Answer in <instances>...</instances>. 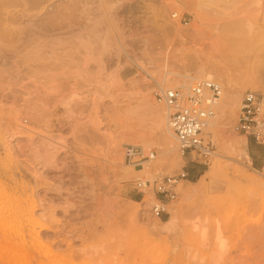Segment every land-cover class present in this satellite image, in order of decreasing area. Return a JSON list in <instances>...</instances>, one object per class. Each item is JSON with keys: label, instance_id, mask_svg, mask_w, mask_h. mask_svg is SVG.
<instances>
[{"label": "rangeland", "instance_id": "obj_1", "mask_svg": "<svg viewBox=\"0 0 264 264\" xmlns=\"http://www.w3.org/2000/svg\"><path fill=\"white\" fill-rule=\"evenodd\" d=\"M204 80L222 90L206 160L152 97ZM245 92L264 107V0H0V260L264 264V150L233 132ZM126 145L155 158L123 163ZM181 172L155 219L134 183Z\"/></svg>", "mask_w": 264, "mask_h": 264}, {"label": "built area", "instance_id": "obj_2", "mask_svg": "<svg viewBox=\"0 0 264 264\" xmlns=\"http://www.w3.org/2000/svg\"><path fill=\"white\" fill-rule=\"evenodd\" d=\"M178 23L185 20L172 14ZM221 86L212 81L192 83L185 92L178 88H158L152 97L163 106L168 132L176 141L181 155L194 153L204 160L208 159L213 150L204 140V129L215 116V107L221 97ZM233 132L250 139L264 150V107L262 96L254 92L242 94L238 115ZM123 163L134 167L155 158V153L141 146L126 145L122 147ZM187 174L181 172L176 177H164L155 180L136 181L134 190L140 195L151 194L153 204L150 213L155 219L166 214L167 205L176 199L175 187Z\"/></svg>", "mask_w": 264, "mask_h": 264}, {"label": "crops", "instance_id": "obj_3", "mask_svg": "<svg viewBox=\"0 0 264 264\" xmlns=\"http://www.w3.org/2000/svg\"><path fill=\"white\" fill-rule=\"evenodd\" d=\"M250 159H251L252 163L257 165V167H262L263 166L262 159H261V157L259 155H256L255 153H250ZM0 264H3V262L1 260H0Z\"/></svg>", "mask_w": 264, "mask_h": 264}, {"label": "bare ground", "instance_id": "obj_4", "mask_svg": "<svg viewBox=\"0 0 264 264\" xmlns=\"http://www.w3.org/2000/svg\"><path fill=\"white\" fill-rule=\"evenodd\" d=\"M159 125V124H158Z\"/></svg>", "mask_w": 264, "mask_h": 264}]
</instances>
